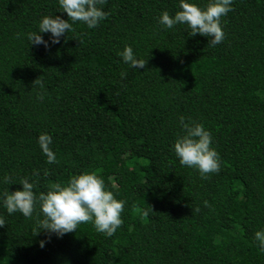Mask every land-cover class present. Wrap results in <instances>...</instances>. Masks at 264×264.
I'll return each mask as SVG.
<instances>
[{"label": "trees", "instance_id": "trees-1", "mask_svg": "<svg viewBox=\"0 0 264 264\" xmlns=\"http://www.w3.org/2000/svg\"><path fill=\"white\" fill-rule=\"evenodd\" d=\"M178 5L106 0L96 28L77 21L58 44L43 33L45 47L27 34L44 15L69 19L58 0H0V193L25 177L38 194L95 171L126 201L113 236L89 221L62 238L39 229V205L29 218L0 203V264H264L255 240L264 229V0H233L214 47L187 25H159ZM125 45L144 68L123 62ZM181 115L211 131L218 173L205 179L180 164ZM44 132L52 164L37 142Z\"/></svg>", "mask_w": 264, "mask_h": 264}, {"label": "clouds", "instance_id": "clouds-1", "mask_svg": "<svg viewBox=\"0 0 264 264\" xmlns=\"http://www.w3.org/2000/svg\"><path fill=\"white\" fill-rule=\"evenodd\" d=\"M106 0H58L60 8L65 11L69 19L59 15H44L38 22V31L29 32L27 38L32 45L43 44L49 47L43 33H50L52 44H58L61 37L73 29L77 21L87 25L89 29L96 28L100 22L109 15L103 10L102 5ZM233 0H209L206 7H201L196 0H179V10L174 15L163 11L158 19L159 25L165 29H172L178 24L187 25L189 36L209 37V46H216L225 39V32L221 18L232 10ZM125 64L131 68H144L146 61L139 58L131 45H125L118 53ZM121 78L127 76L121 72ZM43 90L44 82L40 79L34 81ZM37 98L43 100L44 91L38 93ZM179 124L183 134L178 135L172 145V150L179 158L181 165L198 170L203 178H208L209 173H218L221 169V158L213 146L211 131L205 125L192 117H179ZM38 144L42 153L47 158V163L57 162V154L51 147L53 137L44 132L38 137ZM38 172H33V176ZM5 183H11V177H3ZM22 189L0 193V203L6 208L8 214L20 212L24 217H32L36 206L43 214V219L38 220L40 230L63 237L73 232L81 223L91 221L97 232L108 237L115 234L124 223L122 213L126 201L118 199L116 194L109 190L103 177L95 171H84L73 175L67 182H56L49 186L47 191L34 190L36 181L25 177L20 181ZM152 209H146L147 216ZM198 211V209H197ZM5 225V220L0 216V227ZM36 232L38 234L40 232ZM258 247L264 250V229L255 232ZM46 240L40 241L44 247Z\"/></svg>", "mask_w": 264, "mask_h": 264}]
</instances>
